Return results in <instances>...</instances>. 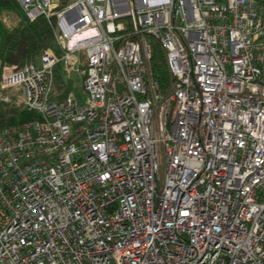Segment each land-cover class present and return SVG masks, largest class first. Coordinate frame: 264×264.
<instances>
[{
	"label": "built area",
	"instance_id": "obj_1",
	"mask_svg": "<svg viewBox=\"0 0 264 264\" xmlns=\"http://www.w3.org/2000/svg\"><path fill=\"white\" fill-rule=\"evenodd\" d=\"M17 1L59 52L1 70L35 116L0 123V264H264V0Z\"/></svg>",
	"mask_w": 264,
	"mask_h": 264
},
{
	"label": "trees",
	"instance_id": "obj_2",
	"mask_svg": "<svg viewBox=\"0 0 264 264\" xmlns=\"http://www.w3.org/2000/svg\"><path fill=\"white\" fill-rule=\"evenodd\" d=\"M12 16L13 23H8L5 16ZM56 23L53 18L41 16L30 20L21 9L17 0H0V74L4 65L25 64L35 60L47 48H53L59 52L55 42ZM151 65L153 75L160 84L161 92L166 93L172 84V74L168 67L167 55L157 39L151 41ZM62 64L55 68L54 98H63L72 91V82L66 80ZM3 103V102H2ZM0 113V123L8 125V117L15 112Z\"/></svg>",
	"mask_w": 264,
	"mask_h": 264
},
{
	"label": "rangeland",
	"instance_id": "obj_3",
	"mask_svg": "<svg viewBox=\"0 0 264 264\" xmlns=\"http://www.w3.org/2000/svg\"><path fill=\"white\" fill-rule=\"evenodd\" d=\"M6 21L8 23H13V17L6 15L5 16ZM68 79L71 80L72 82V92L74 93V95H77L78 97H82L84 94V90L82 87V77L80 75V72L75 70L72 71L70 73V75L66 76ZM12 105H5L4 103L0 102V113H5L7 111H10L12 109ZM15 108V107H14ZM15 112H11L8 120H9V124L11 125H16L20 122L26 121V120H30L32 118H34L35 116V112L34 111H26V110H22L20 108H16ZM12 111V110H11Z\"/></svg>",
	"mask_w": 264,
	"mask_h": 264
}]
</instances>
